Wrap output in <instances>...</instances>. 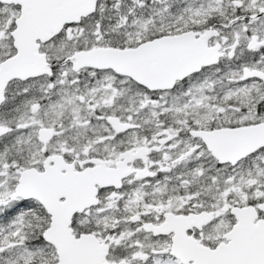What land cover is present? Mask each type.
<instances>
[{"label":"snow or ice","instance_id":"6c2138e0","mask_svg":"<svg viewBox=\"0 0 264 264\" xmlns=\"http://www.w3.org/2000/svg\"><path fill=\"white\" fill-rule=\"evenodd\" d=\"M0 264H264V0H0Z\"/></svg>","mask_w":264,"mask_h":264}]
</instances>
